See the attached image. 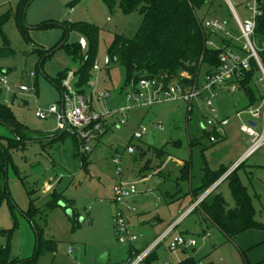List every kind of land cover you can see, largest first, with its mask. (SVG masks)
<instances>
[{
    "label": "rangeland",
    "instance_id": "374dc122",
    "mask_svg": "<svg viewBox=\"0 0 264 264\" xmlns=\"http://www.w3.org/2000/svg\"><path fill=\"white\" fill-rule=\"evenodd\" d=\"M18 2L0 0V16L14 11ZM71 2H30L23 18L27 42L19 34L13 18L1 27L0 46L3 40L8 41L13 54L0 58V78L10 85L25 86L28 92L12 94L0 86V101L11 109L18 122L40 133L41 138L54 133L55 116L39 119L35 112L52 106L59 109L61 95L50 80L64 70L68 71L67 75L76 72L81 61L71 60L63 48H58L63 33L61 27L42 30L39 26L47 22L59 25L85 22L98 27L94 62L98 69H91V86L83 90L92 95L94 111L106 116L104 125L97 137L87 144L85 169L72 157L70 139L46 148L41 143H31L23 150L10 153L11 166L0 177V192H4L0 194V245L9 244L11 259L23 262L33 258L37 247L35 227L40 232L41 244L36 264H97L93 261L104 252L108 254L106 264H127L130 248L144 252L170 226L172 234L154 249L156 259L149 264H177L186 257L200 264H264V232L247 231L229 240L213 226L205 224L198 213L184 214L191 203L190 190L200 186L205 170L214 171L221 162L229 165L231 156L238 152L246 138L239 132L240 120L234 117L233 111H228L226 115H230L232 129L221 141L210 143V128L206 126L204 108L197 110L201 103L197 99L190 113L183 102L134 108L127 112L125 124L119 125L121 117L113 112L128 103L125 93L131 86L123 87L125 70L122 66L113 60L106 66L107 49L116 35L131 38L139 26L140 16L137 12L123 15L117 7L109 10L100 0H87L85 5L83 0ZM233 6L240 20L249 17L240 0ZM236 45L240 48L241 41ZM37 49L51 53L41 65L32 53ZM203 75L204 68L198 78L201 85ZM253 88L259 92V83L255 82ZM96 95L105 98L97 102ZM236 95L225 91L221 94L223 100L235 101L239 110L245 100ZM221 96L215 98L217 108L222 105ZM246 119L247 116L242 117V121ZM142 127L146 133L141 140H134L133 134ZM7 135L6 128L0 125V136ZM149 135L153 141L151 146L147 145ZM129 146L133 154L127 153ZM79 149L82 152L81 145ZM160 153L165 155L162 165L169 156L190 161V179L178 181L179 171L171 161L163 168L165 176L154 175L160 167ZM118 158L123 180L134 183L137 191L120 207L128 232L136 237L131 244L120 243L115 235L117 208L112 202L111 189L117 179L113 161ZM251 163L252 159L246 160L236 175L252 197L255 219L264 223V187L254 181L251 183L247 167ZM145 177L147 180L141 181ZM44 184L55 186L54 191L60 196L56 205L45 204L47 196L41 193ZM176 184L181 195L171 200L179 194L176 190L171 199L168 196ZM216 193L229 209L234 208L227 182L222 183ZM30 203L38 209L32 221L25 216ZM178 235L195 239L197 246L186 251H169L170 238ZM202 237L206 239L204 242L200 240Z\"/></svg>",
    "mask_w": 264,
    "mask_h": 264
},
{
    "label": "trees",
    "instance_id": "16d2710c",
    "mask_svg": "<svg viewBox=\"0 0 264 264\" xmlns=\"http://www.w3.org/2000/svg\"><path fill=\"white\" fill-rule=\"evenodd\" d=\"M32 1L19 0L14 11L9 10L2 14L0 16V29L9 19L13 18L19 34L27 42L26 31L23 25V11ZM100 1L109 10L117 7L123 15L137 12L140 16V23L134 35L131 38L116 35L112 45L107 49L109 63L113 60L125 70L124 88L127 86L135 88L137 83L144 79L153 82L156 86L160 85L164 90L169 85H178L184 89L194 86L199 90L202 85L199 83L198 78L202 68H204V82L207 76L214 74L220 63V55L226 49L237 50V45L234 41L237 29L233 16L224 0ZM236 1L230 0L232 4ZM210 19L224 23L230 36L205 28L204 22ZM229 24L231 25L229 26ZM52 27H61L63 29L60 43L67 33L72 32L79 34L86 41L87 49L85 54L81 53V47L78 44H64L61 46L71 60L81 61L80 67L74 73L72 87L78 94L84 95L83 89L88 87L91 80L90 71L96 58L98 27L85 22H63L60 25L47 22L39 26V29L47 30ZM254 37L259 44L264 43V0H262L261 14L256 19ZM209 43L212 45H209ZM8 44V41H2L0 58L13 54ZM32 53L36 55L37 62L40 65L51 55L50 51L43 49L33 50ZM259 56L264 61V53H261ZM67 72V70L59 72L54 79L50 80L59 90L61 97L64 93L62 81L67 77ZM137 72H141V75L134 77V74ZM257 78L258 74L255 64L253 61H250V69L243 71L240 77L231 81V83L235 84L238 95L245 100L246 107L256 105L260 99V91H255L253 88L254 83L257 82ZM0 125L8 131L7 136H0V177L2 174H5L8 166H11L10 153L25 149L30 141L34 143L39 142L42 147H47L68 138L72 144L73 158L80 162L82 169L87 167L84 152H81L79 149L81 143L71 130L58 131L56 134L49 136V138L53 139L51 141H42L41 138L39 141H35L33 137L38 133L18 122L11 109L1 101ZM209 135L210 133L208 137ZM161 155H164V153ZM238 168L232 171L226 180L234 201L233 209L227 207L220 194L211 192L191 211V213L201 215L211 226L215 227L229 240L246 231H264V224L254 220L255 213L251 198L246 188L242 186L240 180L235 175ZM14 172L18 173L15 168ZM181 173L183 180L188 179L189 166L187 164L182 167ZM223 173V169L211 176L206 173L202 186L192 190L193 200H197L207 190L210 183L216 181ZM3 193L0 192L2 195ZM59 197L54 191L51 194V199L46 202V205L50 207L56 205ZM37 213L38 209L30 203L25 216L32 221ZM34 229L37 235V247L34 257L23 262L11 259L9 256L10 247L6 243L5 245H0V264H36L41 244L39 239L40 232L37 228L34 227ZM154 249L145 256L142 264H149L156 259ZM140 253L141 251L130 249L127 264ZM177 264H200V262L186 257Z\"/></svg>",
    "mask_w": 264,
    "mask_h": 264
},
{
    "label": "built area",
    "instance_id": "2783aa9c",
    "mask_svg": "<svg viewBox=\"0 0 264 264\" xmlns=\"http://www.w3.org/2000/svg\"><path fill=\"white\" fill-rule=\"evenodd\" d=\"M228 6L237 29L238 36L234 38L235 42L241 41V46L237 50L226 49L219 59V66L213 75L207 76L204 79L201 89L192 86L190 88H181L178 85H169L165 90L160 85L156 86L153 82L148 80H140L136 87L126 91V100L130 103L129 106L118 109V112L124 113L131 107L146 106L151 107L162 102H183L187 106L188 112L191 111L193 100L197 99L204 90L211 91L216 87H227L230 92L236 91L235 84L231 81L240 77L243 71L250 69V61H253L257 70V82L260 85V99L254 106L247 107L246 110L236 113V117L246 114L250 118V122L242 124L240 131L249 138V146L243 156L233 164L230 171L224 176L226 177L236 168H238L245 160L254 155L258 150L264 148V61L260 59V54L264 53V43L257 45L254 37V30L256 26V19L261 14L262 0H241L245 5L249 17L245 20H240L233 4L230 0H224ZM204 27L207 29L221 32L226 36L230 33L226 29V25L218 20H206ZM209 45H212L209 43ZM93 70L98 67L94 64ZM30 76H33L30 73ZM0 86L5 91L14 94L15 91L19 93L28 92L25 86L10 85L4 78H0ZM64 93L62 96L61 110L52 106L46 111L37 110L35 117L45 119L49 115H54L56 120V130L64 131L71 130L81 143L82 152H88V142L94 140L102 126V120L106 117L96 113L91 108V98L85 95L78 94L72 87V75L68 74L65 80L62 81ZM214 95L203 97V106H205L208 114H206V126L211 129L209 140L216 142L222 136L223 127L227 125L228 119L216 120L215 108L213 106ZM251 122L254 125H251ZM125 123L124 118L119 121L120 125ZM213 129V131H212ZM146 133L142 127L139 131L133 134L134 140H140ZM127 153L132 154L134 150L131 146L127 148ZM115 165V175L117 177L116 183L111 189L112 202L117 208V213L114 220L115 235L120 243L131 244L136 241V237L128 232V227L125 219L120 211L121 205L137 194L136 185L128 183L122 178L120 159L113 161ZM118 165V166H117ZM171 230L164 233L149 249L136 255L129 264H142L145 256L155 247H157L162 240L170 236ZM204 241V237L200 239ZM197 241L192 238H185L183 236H174L170 238L168 250L174 252L175 250L194 248ZM132 249V248H130ZM133 253V250H132Z\"/></svg>",
    "mask_w": 264,
    "mask_h": 264
},
{
    "label": "crops",
    "instance_id": "0c3cea01",
    "mask_svg": "<svg viewBox=\"0 0 264 264\" xmlns=\"http://www.w3.org/2000/svg\"><path fill=\"white\" fill-rule=\"evenodd\" d=\"M75 73V72H74ZM74 73H69V74H71L72 75V83L74 82ZM26 74V73H25ZM31 77H33V76H31ZM91 86V84H90V82H89V84H88V87H90ZM223 91H225L226 93H229V94H236L237 92L236 91H234V92H230L229 91V89L227 88V87H216V88H214L213 90H211V91H207V90H204V91H202L201 92V94H200V96L197 98L201 103H200V105L198 106L197 105V110L198 109H202V108H204V116H206V114H208V112H207V110H206V108H205V106H203V97L205 98V97H207V96H210L211 94L212 95H214V98H213V106H214V108H215V110H216V112H215V114H214V116H215V119L216 120H222V119H228V123H227V125H225L224 127H223V133H222V136L221 137H219L216 141L218 142V141H221L222 140V138L224 137V136H226V132L227 131H230L231 129H232V124L233 123H231V119H230V115H226L227 114V112L228 111H233V115H234V117L235 118H237L238 120H240V124H239V126H238V129H239V132L242 134V135H244L246 138H245V140H243V143L241 144V146H240V148H239V150H238V152L235 154V155H232L231 156V162L229 163V165H226V164H224V163H220L219 164V167H217V169L216 170H214V171H209V170H205L206 172H205V174L207 173V174H209V176H211V175H213L214 173H216L217 171H219V170H224V173L216 180V181H213L212 183H210V185H209V187L207 188V190L205 191V192H203L198 198H197V200H193V198H192V190H190V195H191V203H190V205H189V207L187 208V210L184 212V214L185 215H190V214H192L191 213V211L195 208V207H197V205H198V203L201 201V200H203L209 193H211V192H213L214 194L216 193V190L219 188V186L222 184V183H224V182H226V180H227V176L226 177H224L229 171H230V169L232 168V166H233V164L235 163V162H237L242 156H243V154L246 152V150H247V148H248V146H249V138L245 135V134H243L241 131H240V126L242 125V124H245V123H247V122H250V118H249V116L248 115H246V114H242L239 118L238 117H236V113H238V112H242L241 110L243 109V110H246L247 109V107H246V104H244L243 105V107H242V109H239V110H236V106H235V104H236V102L235 101H231V102H229V101H226V100H223V97L221 96V94H222V92ZM84 95L85 96H88V97H90L91 98V108H92V110L94 111V109H93V107H92V95H87L86 93H84ZM237 95H238V93H237ZM236 95V96H237ZM217 96H221L220 98H221V100H223L222 101V105H221V107H218L217 108V106H215L216 104H215V98H217ZM239 96V95H238ZM104 98H105V96H102V95H96V101L97 102H102L103 100H104ZM238 98V97H237ZM237 98H236V100H237ZM197 99H195V100H197ZM195 100H193V101H195ZM127 101V100H126ZM216 101H217V99H216ZM128 102V101H127ZM163 103V102H162ZM193 103V102H192ZM24 104H27L26 102H24ZM127 106H129L130 105V103L128 102L127 104H126ZM125 105V106H126ZM157 105V104H156ZM125 106H121V107H119V108H117L113 113H117V114H119L120 115V117H121V119L122 118H124L125 119V116L127 117V112H129L131 109H136V108H138V107H146V106H136V107H131L130 109H128V110H126L124 113H120V112H118V109H120V108H122V107H125ZM155 106V105H154ZM251 106H254V105H251ZM151 107H153V106H151ZM150 107V108H151ZM61 108H62V97H61V99H60V101H59V109L61 110ZM58 109V110H59ZM201 112H202V114H203V111L201 110ZM243 116H247V119L245 120V121H242V117ZM106 118V117H105ZM105 118L102 120V127H103V125H104V120H105ZM120 119V120H121ZM119 120V121H120ZM252 123V122H251ZM125 124V123H124ZM123 124V125H124ZM253 125H254V123H252ZM120 125V124H119ZM234 128H235V126H233ZM210 131H211V129H210ZM212 131H213V129H212ZM58 131L56 130V126H55V131H54V133H52V134H48V135H46L45 137H43V138H41L40 136H41V134L40 133H38V132H36V133H38L37 135H35V136H37V138H35L34 139V137H33V140H35V141H39L40 140V138H41V140L42 141H46V140H49V141H51V140H53V139H51V138H49V136H52V135H54V134H56ZM212 132H210V134H211ZM213 134V133H212ZM211 134V135H212ZM224 135V136H223ZM210 136V135H209ZM54 138H56V137H54ZM66 139H68V138H66ZM142 139V138H141ZM140 139V140H141ZM208 139H209V137H208ZM151 141H152V139H151ZM209 142H210V140H209ZM31 143H34L33 141H30L29 142V144H31ZM39 143V142H38ZM43 143V142H42ZM55 143H59V142H55ZM210 143H215V142H210ZM28 144V145H29ZM54 144V143H53ZM152 144H153V141H152ZM151 144V145H152ZM148 145V144H147ZM151 145H148V146H151ZM47 147H49V146H47ZM44 148H46V147H44ZM129 154V153H128ZM133 154V153H132ZM162 153H160V155H158V158H159V161H160V167L156 170V171H154L153 172V174L154 175H164L163 174V168H164V166H165V164L167 163V162H169V161H171V162H173L175 165H176V168L178 169V171H179V176L178 177H176V178H178V181L180 180V181H184L183 179H182V177H181V169H182V167L185 165V164H187L188 166H189V175H188V179H185V180H189L190 179V176H191V167H190V161L189 162H187L185 159H177V158H173V157H171V156H169V157H167L166 158V160H165V163H164V165H162V160L164 159V156L165 155H161ZM73 157V156H72ZM249 159H252V163H251V165H249V166H247L248 167V170H249V177H250V181H251V183L254 181V183L256 184V185H259V186H262V187H264V148H261L260 150H258L254 155H252L251 157H249L247 160H249ZM78 161V160H77ZM246 161V160H245ZM245 161L241 164V166L237 169V170H239L244 164H245ZM79 162V161H78ZM81 165V164H80ZM237 170H236V172H237ZM236 172H235V175H236ZM165 176V175H164ZM206 176V175H205ZM205 176H203V178H202V180H201V184H200V186L199 187H201L202 186V184H203V179H204V177ZM236 177H237V175H236ZM147 178L148 177H145V178H143L141 181H145V180H147ZM238 178V177H237ZM239 179V178H238ZM125 180V179H124ZM240 180V179H239ZM126 182H129V181H127V180H125ZM240 183H241V181H240ZM242 184V183H241ZM51 185V186H50ZM54 185L53 184H44L43 186H42V189H41V193L42 194H45L47 197H46V201L45 202H48L50 199H51V194L54 192V188H55V186L53 187ZM242 186H244L243 184H242ZM199 187H197V188H199ZM245 187V186H244ZM196 188V189H197ZM246 188V187H245ZM191 189V188H190ZM176 190L179 192V194H178V196H176V197H174L173 199H171V196L173 195V193L172 192H176ZM195 190V189H194ZM246 191H247V193H248V195L250 196V198H251V201H252V197H251V195L249 194V192H248V190H247V188H246ZM217 194H219V193H217ZM180 195H181V190L178 188V185L176 184V187H175V190L174 191H170V193H168V196H169V198L171 199V200H175V199H177V198H179L180 197ZM254 198H257V195H255L254 196ZM46 204V203H45ZM252 206H253V209H254V204H253V202H252ZM254 213H255V211H254ZM203 218V217H202ZM203 220H204V223L205 224H209V222L207 221V220H205L204 218H203ZM254 220L255 221H257L256 219H255V214H254ZM258 223H261V222H259V221H257ZM261 224H264V223H261ZM215 228V227H214ZM216 229V228H215ZM168 230H171V234H172V232H173V230H172V228H170V226L167 228V229H165L164 231H163V234L164 233H166ZM250 231H258V230H250ZM247 232V231H246ZM260 232H264V231H260ZM220 233V232H219ZM245 233V232H244ZM162 234V235H163ZM170 234V235H171ZM222 234V233H221ZM161 235V236H162ZM223 235V234H222ZM239 235H241V234H239ZM238 236V235H237ZM169 237V236H168ZM236 237V236H235ZM206 239H205V237H204V241H205ZM203 241V242H204ZM258 244V243H257ZM197 246V245H196ZM195 246V247H196ZM179 249H181V248H179ZM189 249V248H188ZM184 250V249H183ZM187 249H185L184 251H186Z\"/></svg>",
    "mask_w": 264,
    "mask_h": 264
},
{
    "label": "water",
    "instance_id": "95a60500",
    "mask_svg": "<svg viewBox=\"0 0 264 264\" xmlns=\"http://www.w3.org/2000/svg\"><path fill=\"white\" fill-rule=\"evenodd\" d=\"M86 2H87V0H83V5H85ZM26 8H27V6L25 7V9L23 11V15L26 12ZM64 44H68V45L78 44L81 47V53L82 54H85L86 49H87V44H86V41L84 40V38L75 32L67 33L65 38L61 42V44L58 46V48H60ZM108 65H109V61H108V57H107L106 66H108ZM140 75H141V72H137L134 74V77H137ZM251 125H253V124L251 123ZM147 144L148 145L152 144L150 135L147 138ZM107 260H108V254L106 252H104L100 256H98L93 262H96L97 264H106Z\"/></svg>",
    "mask_w": 264,
    "mask_h": 264
}]
</instances>
